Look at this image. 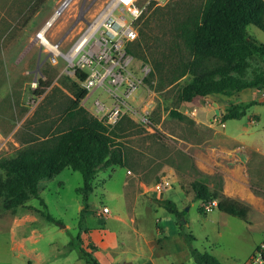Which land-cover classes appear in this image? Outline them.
I'll use <instances>...</instances> for the list:
<instances>
[{
  "label": "rangeland",
  "instance_id": "rangeland-1",
  "mask_svg": "<svg viewBox=\"0 0 264 264\" xmlns=\"http://www.w3.org/2000/svg\"><path fill=\"white\" fill-rule=\"evenodd\" d=\"M62 1L0 0V161L15 157L26 148L40 146L68 126L65 117L74 99V68L38 37ZM113 2L75 0L46 37L59 44L60 51L68 53ZM205 2L138 0L142 10L136 21L138 38L129 45L135 53L131 74L142 81L129 101L138 111L148 109L149 126L138 116L127 115L112 129L124 152V164L97 174L86 206L77 193V188L83 185L80 172L66 168L53 178L41 180L40 198L57 222L42 216L41 199L32 198L13 211L3 207L0 197V259L11 257L12 232L17 236L31 232L32 237L26 242L28 251L32 248V255L36 256L32 257L34 263L42 254L53 264H87L77 249L68 250L69 243L84 230L100 227L101 219L107 216L110 232L117 233L118 240L125 241L133 252L139 243L156 239L155 230L159 228L169 244L161 237L157 250L168 253L167 257L175 264L180 261L195 264L192 247L218 255L231 264L245 263L255 243L264 236V191L254 179H248L244 187L230 177L238 169L237 161L222 159L223 171L218 169L212 175L204 174L201 167L215 162V156L223 154L224 148L231 149L219 136L224 123L229 131L243 132L252 140L264 139V90L196 97L191 102L179 98L190 77L185 75L173 82L172 78L191 59L179 28L197 19ZM115 14L121 15L119 11ZM247 30L264 43L261 29L250 25ZM145 66L149 68L147 75H143ZM253 71L264 72V63L251 60L249 73ZM96 99L108 106L112 103V98L100 87L91 91L81 105L93 114ZM250 102L256 103L245 116L223 121L229 108ZM246 152L241 151L240 156L256 157ZM201 175L207 176L211 192L252 199L249 221L223 215L216 207L206 214L200 212V206L210 205L194 197L191 183ZM4 178L0 170V180ZM159 184L162 191L156 188ZM125 197L137 199L136 211L131 204L125 207ZM233 199L250 207L247 202ZM160 200L176 203L185 212L181 218L185 223L180 225L181 220L161 206ZM104 206L110 209L107 215L101 214ZM119 207L128 214L125 220L114 217ZM16 213L18 219L30 216L34 222L17 223ZM135 216L137 223L131 221ZM184 233L192 234L195 240L188 242ZM85 242L93 246L87 237Z\"/></svg>",
  "mask_w": 264,
  "mask_h": 264
},
{
  "label": "trees",
  "instance_id": "trees-1",
  "mask_svg": "<svg viewBox=\"0 0 264 264\" xmlns=\"http://www.w3.org/2000/svg\"><path fill=\"white\" fill-rule=\"evenodd\" d=\"M254 25L264 32V0H206L199 17L192 23L180 26V35L191 59L172 82L188 75L190 80L181 88L179 98L191 102L196 97L209 95L231 96L245 89L264 90V72L249 73L250 61L259 59L264 63V43L247 30ZM130 44V43H129ZM127 44L128 52L135 54ZM88 74L75 72L74 99L66 112L68 126L55 136L45 140L40 146L29 147L12 158L0 161V170L5 178L0 180V197L6 210L16 211L32 198H40V182L53 178L66 168L78 171L83 177V185L77 188L86 206L93 191L92 182L97 174L110 167L123 165L124 152L116 140L112 129L81 105L88 90L80 86ZM256 102L233 106L223 115V121L239 119ZM207 176L201 175L191 183L194 197L203 203H213L214 207L232 217L248 222L250 207L236 199L211 192ZM41 211L48 221L57 222L48 211L44 200H40ZM159 204L174 214L177 219L185 216L176 203L160 200ZM84 206V207H85ZM85 209H82V213ZM199 211L207 213L205 206ZM84 215L82 216V218ZM188 242L194 236L184 233ZM70 245L79 251L87 264H100L95 257L97 247L88 251L78 235ZM196 264H225L215 255L191 248Z\"/></svg>",
  "mask_w": 264,
  "mask_h": 264
},
{
  "label": "built area",
  "instance_id": "built-area-1",
  "mask_svg": "<svg viewBox=\"0 0 264 264\" xmlns=\"http://www.w3.org/2000/svg\"><path fill=\"white\" fill-rule=\"evenodd\" d=\"M74 1L63 0L59 4L42 30L43 37H40L42 41L49 42L46 37L47 31L66 13ZM137 2L138 0H114L113 6L109 7L96 21L97 27L92 31L88 29L81 36L82 38L87 35L88 38L78 50L70 55L59 50L57 54L74 68V72L81 70L88 74L86 80L80 82V86L88 90V95L91 91L101 87L112 98L110 106L96 99L93 110V115L102 120L110 129L127 115L138 116L142 123L147 126L150 124L148 109L138 111L129 101L142 81L141 78L131 74L134 55L126 49L127 44L138 38L136 21L141 16L142 10ZM116 11H119L121 15H116ZM56 46L59 49V44ZM143 71V75H147L149 68L145 66ZM156 188L158 191L163 189L161 184ZM215 205L216 201L205 207L207 211H211ZM109 212L110 210L104 207L101 214L107 215ZM246 264H264V238Z\"/></svg>",
  "mask_w": 264,
  "mask_h": 264
},
{
  "label": "crops",
  "instance_id": "crops-1",
  "mask_svg": "<svg viewBox=\"0 0 264 264\" xmlns=\"http://www.w3.org/2000/svg\"><path fill=\"white\" fill-rule=\"evenodd\" d=\"M251 122L254 123L253 120ZM219 136L222 137L227 142V144L229 145V147H231V149L224 148L223 154H217L215 156L216 157L215 162L207 163L206 168L201 167L203 173L207 175H212L218 169L223 171L222 168L220 167V163L222 159H224L222 160L224 162L225 160H230L233 161L234 163H236L235 161H237L239 164L237 169L238 172L237 170H235L234 172H232V175H230V177L236 178L237 182L244 187H246V183L248 182V179L249 180L254 179L261 186L260 189L264 191V181L262 180V176L264 175V139L256 138L252 140L250 138L245 137L243 132L229 131L226 123H224V128L220 130ZM241 151L243 152L247 151L250 154L254 153L256 154V157L252 158V155L246 154V156L242 158L240 156ZM240 175H242V178ZM232 197L247 202L250 205V210H251L252 199L250 200L247 198L245 199L243 197H236V196H232ZM137 203H138L137 199L135 200L134 198H132V200L131 199L128 200L127 197H125V201H124L125 207L128 208V206L131 204L133 210L136 211ZM104 207H107L109 209L108 206H104ZM118 211H119L118 215H115L114 217L125 220L126 219L125 217L128 216V214L122 211V207L121 208L119 207ZM17 213L14 216L15 222L25 223L30 220L34 222L33 219L30 218V216L24 217L23 219H18ZM221 214L224 215L225 213L221 212ZM107 219H108L107 216L103 217V219H101L103 222L100 225V227L95 228L94 230L93 229H89L88 231L84 230L83 234L82 235L80 234V237L83 241V246L87 248L88 251H92V250L88 246V243L85 242V237H87L88 240H90V242H92L93 245L97 247L96 251H94V255L99 260L100 264H175L171 262V260L167 257L168 253L157 250L161 242V237H164V239H166V243L169 244V242H167L168 237L163 235L162 229L156 228L155 230V232L157 233L156 239H152V240L148 239L144 241L142 244L139 243V246L134 247L135 251L133 252L132 251L133 249H131L132 247L130 248L125 241L118 240L119 236L117 235V233L110 232ZM131 221L133 223H137L136 216L135 218L132 217ZM27 234L28 233L23 232L21 235L17 236L16 233L12 232L11 234L12 254L10 255L11 257L1 258L0 264H53L52 262L50 263L48 261V258H44L42 254L38 255L37 262L34 263L32 257L36 258V256L32 255V248L31 250L28 251L29 247L27 246V242H26L27 239H30L32 237L31 232L29 235ZM260 241L255 243L252 252L246 258L245 263H241V264H246L248 262V260L254 253L255 249L260 244ZM74 249L75 248L72 247L69 243L68 250L73 251ZM34 253H36V251H34L33 249V254ZM173 255L175 254L173 253ZM215 256L223 263L231 264L230 261L223 259L218 255ZM59 264H64V263L60 262ZM176 264H183V263L182 261H180L177 262Z\"/></svg>",
  "mask_w": 264,
  "mask_h": 264
},
{
  "label": "bare ground",
  "instance_id": "bare-ground-1",
  "mask_svg": "<svg viewBox=\"0 0 264 264\" xmlns=\"http://www.w3.org/2000/svg\"><path fill=\"white\" fill-rule=\"evenodd\" d=\"M97 22H94L90 25L89 31L93 30L95 27H97ZM88 33V32H87ZM38 37H43V31L40 32V34L38 35ZM87 35H84V37L81 38V40L77 43V45L74 47V49L70 50L67 54L70 55L72 54L74 51L78 50V48L84 43L85 40H87ZM45 45L47 46L48 49H50L54 54H58L59 53V49L57 48L56 44L52 43V42H44Z\"/></svg>",
  "mask_w": 264,
  "mask_h": 264
},
{
  "label": "water",
  "instance_id": "water-1",
  "mask_svg": "<svg viewBox=\"0 0 264 264\" xmlns=\"http://www.w3.org/2000/svg\"><path fill=\"white\" fill-rule=\"evenodd\" d=\"M218 113V112H217ZM185 223V220L182 219L180 225H183Z\"/></svg>",
  "mask_w": 264,
  "mask_h": 264
}]
</instances>
